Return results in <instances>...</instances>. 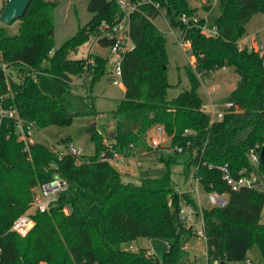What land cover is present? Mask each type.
I'll use <instances>...</instances> for the list:
<instances>
[{"label": "trees", "instance_id": "1", "mask_svg": "<svg viewBox=\"0 0 264 264\" xmlns=\"http://www.w3.org/2000/svg\"><path fill=\"white\" fill-rule=\"evenodd\" d=\"M153 1L158 8L146 3L131 15L130 35L135 47L122 59L124 94L112 112L119 118L108 139L95 129L88 130L94 156L66 154L58 158L40 142L24 151L12 120L2 119L1 264H158L147 254L148 248L132 251L122 247L138 238L171 240L164 260L185 264L188 255L182 245L192 237V231L179 218L178 199L180 195L191 199L173 186L171 163L182 164L185 177L191 168H197L205 191L228 192L226 206L203 208L208 257L224 264L242 261L252 245L264 256V223L260 222L264 192L231 191L216 168L227 166L237 176L242 169H250L247 151L264 148V52L238 46L252 16L264 13V0H219L214 35L201 30L203 18L198 25L180 20L183 13L192 15L198 10L189 0ZM55 4L31 0L15 33L9 26H0V98L4 107L15 108L38 129L69 126L76 116L97 113L92 89L106 74V56L71 58L70 53L87 42L102 22L113 21L119 10L115 0H86L89 20L55 46ZM203 8L207 11L210 5ZM161 14L172 28L181 31L195 65L194 69L185 67L189 89L171 99L167 98L171 85L166 38L152 21ZM100 43L108 46L110 41ZM3 66L15 67L17 80L7 79ZM223 67L238 75L234 89L223 99L232 107L221 121L210 124L197 90L202 78ZM73 79L86 84L85 94L73 91L78 83ZM156 124L164 127L171 147H184L182 153L170 151L167 156H158L167 167L162 176L144 177L139 183L124 181L114 165L98 158L101 152L111 155V150L125 157L156 152L146 139ZM69 140L65 137L59 143ZM259 169L264 178V159ZM56 174L66 179L67 190L58 194L48 212L32 215L34 225L26 236L9 231L13 221L30 208L34 188Z\"/></svg>", "mask_w": 264, "mask_h": 264}, {"label": "rangeland", "instance_id": "2", "mask_svg": "<svg viewBox=\"0 0 264 264\" xmlns=\"http://www.w3.org/2000/svg\"><path fill=\"white\" fill-rule=\"evenodd\" d=\"M5 0H0V13L1 7ZM192 7L201 4H209L210 8L207 11H201L200 16L204 19L206 26L213 25L215 18L219 16V0H210L196 2L195 0H189ZM91 14L86 9V0H61L56 2L54 7V24L55 34L54 43L58 46L74 34L77 27L85 24ZM154 25L164 34L166 38V53L168 56V82L171 87L167 91V98L171 99L176 97L180 92L189 89L190 84L186 75L185 67L190 65L192 69L195 68L194 60L190 56V49L186 42L182 41L181 31L177 28H172L164 15H158L153 20ZM3 24L0 22V26ZM19 26L18 20L14 21L9 26V31L15 33ZM246 35L254 36L253 41L258 47L259 51L264 52V13H257L252 16L246 26ZM177 39V40H176ZM93 41V35H91L87 42L82 44L76 52L70 53L71 58H81L87 54H100L106 55L104 49H100L98 46H91ZM256 46L253 49L256 50ZM257 49V50H258ZM191 58V59H190ZM44 64H46L44 62ZM13 67L8 69L10 77H15ZM13 71V72H11ZM6 72V74H7ZM74 82H78L74 85L73 91L78 94L86 93V84L81 83L78 79H73ZM238 80V75L230 67H223L216 69L211 75L202 78V84L198 88L197 93L202 98V109L207 114H210L212 108L210 106L211 101L216 103L223 102L225 96L229 94ZM123 86L113 85L109 80V75L106 73L95 83L92 89V95L94 96V107L96 114L76 116L73 118L72 123L69 126H56L50 125L42 129L34 128L32 130V138L36 142L48 144L50 142L55 143L62 138L70 137L71 143L81 150L82 155L94 156L96 150L94 144L90 140V133L88 130H97L102 133L105 139H108L111 128L115 125L116 120L119 118L114 117L113 110L116 109L119 101L123 98ZM149 136L159 137V135L151 131L147 134ZM105 142H107L105 140ZM169 151H156L147 153L139 158L132 157L128 163H120L119 161H112L114 165L122 174L124 181H132L139 183L144 177H160L167 172V167L163 162L158 159L159 155L167 156ZM98 158L101 157V153L98 154ZM141 155V154H137ZM131 170L130 177L125 175L124 170ZM169 172L172 178V184L176 189L184 190L188 182H185V175L183 173V165L180 163H171L169 166ZM201 202L206 204L207 198L202 195ZM34 221V220H33ZM260 222L264 223V205L261 211ZM34 225V223H33ZM164 238H138L130 244H123L122 247L135 251L138 248L151 249L155 255L162 261L167 250L165 247ZM172 244L171 240H167ZM187 246V255L193 260L194 255L196 261L200 262L202 255L206 250V245L202 240L191 237L185 243L182 248ZM262 253L256 245H252L246 254L247 259L261 260ZM228 264H244L243 261H232Z\"/></svg>", "mask_w": 264, "mask_h": 264}, {"label": "built area", "instance_id": "3", "mask_svg": "<svg viewBox=\"0 0 264 264\" xmlns=\"http://www.w3.org/2000/svg\"><path fill=\"white\" fill-rule=\"evenodd\" d=\"M47 2H59L61 0H45ZM110 1V0H107ZM196 2L210 1V0H195ZM119 10L116 13V16L111 22H102L96 31L93 34V41L91 46H98L100 49H104L106 53V73L109 75V80L113 85L122 84V59L124 55L131 51L135 44L130 35V19L131 15L139 11L140 6L143 4L149 3L155 8H158V3H155L153 0H115ZM200 17L196 14L187 15L183 13L180 16V20L189 25H198ZM201 30L207 35H214L217 33V29L214 25L206 26L205 23L200 25ZM106 39L110 41L108 46H102L100 41ZM177 40V39H176ZM240 48L248 47L252 48L254 45H248L245 43V39L242 38L238 42ZM87 54L86 56H88ZM91 55V54H90ZM84 56V57H86ZM91 63L93 59L89 60ZM4 67V66H3ZM5 68V67H4ZM11 69V67L5 68V74ZM15 72V77L12 78L9 75L12 73L7 72L6 78L9 77L13 80H17V70L13 67ZM11 71V72H13ZM24 73H21L20 77L23 78ZM80 80V79H79ZM78 80V81H79ZM212 111L209 115V122L215 123L221 121L224 115L232 107V103L229 101L216 103L211 101L210 104ZM205 112V110H203ZM206 113V112H205ZM9 118L13 122V129L16 133L17 140L21 141L24 145V151H28L29 146L35 143L32 138V130L35 128L34 124L27 122L23 119L18 111L13 107H4L3 101L0 98V123L2 119ZM156 132L159 137L149 136L147 143L155 151H164L167 150L170 152L176 151L182 153L184 151L183 146H170V138L166 134L164 127L160 124H156L149 131ZM185 132H188L187 130ZM50 150L55 152L58 158L63 157L64 155H72L76 158L82 155L81 150L76 148L71 142L55 143L50 142L46 144ZM130 147H133L130 144ZM258 147L250 148L247 151V157L250 164L249 170L242 169L237 176H233L230 173V170L227 166H218L221 172V179L226 183L231 191H238L241 189H253L264 192V178L259 169L260 163V150H257ZM112 151L111 155H105V152H101V160H107L108 162L119 161L120 163H128L130 158L118 154L117 152ZM135 157V156H133ZM112 164V163H111ZM209 168L213 166L208 165ZM197 168H191L188 172V175L185 177V182H188L184 190L177 189L179 194L188 195L191 201L185 199L180 195L178 199L179 204V218L182 224L186 229L192 231V237L202 240L206 245V227L205 220L203 216V208L211 207H224L227 205L229 200V195L227 191H218V190H209L205 191L201 185L200 177L197 174ZM68 183L66 179L59 175H54L52 179L47 182L37 185L33 190V198L30 208L23 214L19 215L11 224L9 231L16 233L17 235L24 237L30 231L33 226L32 215L36 212L45 213L50 209V205L56 200L58 194L67 190ZM202 195L207 198V203L204 204L201 202ZM168 205H171V201L168 202ZM264 205V203H263ZM66 211V208H64ZM165 247L167 252L171 248V244L165 241ZM186 251L187 246L183 247ZM1 253V249H0ZM148 255L153 256L158 264H169L164 259L161 261L155 253L149 249L147 252ZM188 256L185 259V264H224V261L217 258L208 257L207 251L205 250L202 255V260L200 262L196 261V256L194 255L193 260L190 261ZM244 264H264V256L261 260L257 259H247L246 257L242 260ZM1 264V263H0ZM38 264H48L46 262H39ZM87 264H96V263H87Z\"/></svg>", "mask_w": 264, "mask_h": 264}, {"label": "water", "instance_id": "4", "mask_svg": "<svg viewBox=\"0 0 264 264\" xmlns=\"http://www.w3.org/2000/svg\"><path fill=\"white\" fill-rule=\"evenodd\" d=\"M31 0H6L0 13V22L5 26H10L12 22L20 19ZM260 162L264 159V148L259 153Z\"/></svg>", "mask_w": 264, "mask_h": 264}, {"label": "crops", "instance_id": "5", "mask_svg": "<svg viewBox=\"0 0 264 264\" xmlns=\"http://www.w3.org/2000/svg\"><path fill=\"white\" fill-rule=\"evenodd\" d=\"M199 5H196V7L198 8V10L195 12V14L197 15V16H199L200 18H201V16L199 15L200 14V12L201 11H206L204 8H203V5L204 4H201V3H198ZM253 38H254V36H252V35H245L244 36V39H245V43L246 44H248V45H254V46H256V44H255V42L253 41ZM188 44V43H187ZM188 47H189V44L187 45ZM257 47V46H256ZM258 49V47L256 48V50ZM191 59V58H190ZM123 86V85H122ZM234 87H235V85H234ZM234 87L232 88V89H234ZM123 90H124V88H123ZM123 94H124V92H123ZM69 142H72L71 141V138L69 137ZM107 141V140H106ZM147 153H142L141 155H136L135 157L136 158H139V157H141V156H144V155H146ZM123 173H125V175L127 176V177H130L131 176V174H132V171L131 170H124V172Z\"/></svg>", "mask_w": 264, "mask_h": 264}]
</instances>
